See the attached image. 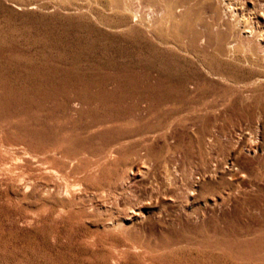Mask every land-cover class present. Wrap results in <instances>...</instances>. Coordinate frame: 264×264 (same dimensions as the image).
<instances>
[{
  "label": "rangeland",
  "instance_id": "1",
  "mask_svg": "<svg viewBox=\"0 0 264 264\" xmlns=\"http://www.w3.org/2000/svg\"><path fill=\"white\" fill-rule=\"evenodd\" d=\"M263 14L0 0V264H264Z\"/></svg>",
  "mask_w": 264,
  "mask_h": 264
},
{
  "label": "bare ground",
  "instance_id": "2",
  "mask_svg": "<svg viewBox=\"0 0 264 264\" xmlns=\"http://www.w3.org/2000/svg\"><path fill=\"white\" fill-rule=\"evenodd\" d=\"M264 15V14H263ZM264 17V16H263ZM199 23V22H198ZM238 23V22H237ZM247 23V22H246ZM245 24V23H244ZM235 25V24H234ZM246 26V25H245ZM240 28V27H239ZM244 28V27H243ZM250 28V27H249ZM241 30V29H240ZM247 30V29H246ZM245 29H244V31H246ZM214 31V30H213ZM248 31V30H247ZM250 32V31H249ZM258 32V31H257ZM260 32V31H259ZM196 33V32H195ZM207 34V33H206ZM259 34V33H258ZM257 34V35H258ZM204 35V34H203ZM260 35H262V34H260ZM241 36V35H240ZM196 37V36H195ZM238 38H239V36H238ZM237 38V39H238ZM211 40V39H210ZM217 41V40H216ZM233 41V40H232ZM219 44H220V42H219ZM211 45V44H210ZM214 46V45H213ZM217 46V45H216ZM234 47V46H233ZM219 48V47H218ZM220 49V48H219ZM228 49V48H227ZM234 51V50H233ZM102 162V161H101ZM72 188H73V186H72ZM131 204V203H130ZM134 205H135V203H134ZM142 205V204H141ZM139 206V205H138ZM128 208V207H127ZM129 209V208H128ZM132 211V210H131ZM136 213V211H132V214L131 215H134ZM139 213V212H138Z\"/></svg>",
  "mask_w": 264,
  "mask_h": 264
}]
</instances>
